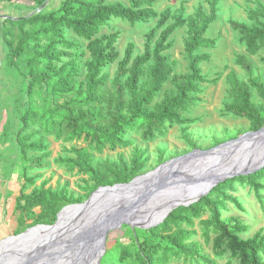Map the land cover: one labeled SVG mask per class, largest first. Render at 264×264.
I'll return each instance as SVG.
<instances>
[{"label":"rangeland","instance_id":"rangeland-1","mask_svg":"<svg viewBox=\"0 0 264 264\" xmlns=\"http://www.w3.org/2000/svg\"><path fill=\"white\" fill-rule=\"evenodd\" d=\"M64 0H44L46 7L41 13L57 10ZM121 1L129 5V0ZM184 0H155V9L162 13L167 8L172 15L180 13ZM40 0H0V240L17 235L38 224H54L58 214L55 213L51 194H63L75 203H83L96 190L92 174L78 166L65 163L68 158H77L74 150L89 148L85 138L69 139L66 132L59 135L52 122H62L56 113L64 112L62 105L73 98V95L49 93L45 83L35 87L32 99L28 87L31 77L26 67L25 56H16L6 44V38H14L15 44L20 36L21 27L10 20L27 18L42 5ZM258 3L264 6V0H221L218 18L214 21L206 36L216 40L213 48H203L199 54H209L211 59L201 63L205 82L200 90L194 93L193 101L185 110H181L184 118L197 119L195 123L171 125L167 123L154 135L145 128L130 130L125 140L130 145H118L115 148L106 145L101 150L90 149L93 166L97 174L113 178L118 167L130 166L135 156H140L141 171L145 174L170 159L186 154L193 149H210L226 141L253 131L251 122L243 117L227 111V105L233 101L227 75L234 71L239 78L249 83V74L237 61L238 55H245L254 64L255 75L264 82V48L253 51L249 48L242 34L232 27L231 21L255 24L249 14L258 9ZM201 7L210 14L207 0H185V16H191ZM157 19L148 22H137L134 25L120 18H111L101 28V35L118 32L117 48L123 57L129 42L136 44V54H142L147 45V34L157 25ZM173 19L169 23H172ZM25 30L33 29L27 23ZM8 35L6 36L5 32ZM67 38L77 42L85 50L87 41L78 37L72 30L66 31ZM188 28L178 29L171 37L172 47L163 54L172 67V75L189 74V60L185 51V40ZM45 42L44 40L42 41ZM89 54L87 53V57ZM70 57H64L63 61ZM61 65V63H57ZM118 62L105 68L107 74L106 89L113 92L112 81ZM149 67H146L148 70ZM176 86L170 79L155 96L151 110L157 109L166 94L173 95ZM252 100L264 114V95L252 88ZM38 113L53 111L57 119L51 120L49 115L44 122L24 123L25 116L33 107ZM57 120V121H55ZM45 123V125H44ZM56 125V124H55ZM27 136L29 142L38 138L43 140L42 149L23 151L19 138ZM120 174L125 175V172ZM258 181V192L251 181ZM44 191L41 205L26 213V202L36 191ZM226 208L222 210L221 220L231 228H238L237 234L242 239L253 237L257 233L264 234V176L254 179L236 177L234 188L227 189ZM200 202V201H198ZM196 202V203H198ZM211 218L210 206L206 202L194 207L193 211H184L168 222L167 228L158 230L132 228L123 225L112 230L106 239V251L100 264H141L134 246L141 244L147 250L155 236L159 245L153 264H205L201 259L187 256L172 247L171 237L184 232L180 238L182 246L198 248L213 264H241L240 258L233 255L221 232L206 222ZM131 248V250H129Z\"/></svg>","mask_w":264,"mask_h":264},{"label":"trees","instance_id":"trees-1","mask_svg":"<svg viewBox=\"0 0 264 264\" xmlns=\"http://www.w3.org/2000/svg\"><path fill=\"white\" fill-rule=\"evenodd\" d=\"M126 5L121 1L108 0H64L60 7L50 13H34L27 18L10 20L21 27L20 36L15 44L14 38H6L5 42L11 52L16 56H25L28 74L31 82L28 87L30 99L35 87L45 83L47 90L52 94L73 95V98L62 105L64 112L56 113L62 122H52L51 129L61 135L64 131L67 137L85 138L89 141V148L74 152L77 158H68L65 163L78 166L85 172L92 174L95 179V190L101 186L127 183L139 176L141 171V158L135 156L130 166L118 167L113 175L106 178L101 173L97 174V167L93 166L90 149L101 150L106 145L115 148L118 145H130L125 140L127 133L136 128H145L150 135H154L167 123L171 125L192 124L197 121L193 118H184L181 110L194 100L193 94L200 90V84L205 82L202 74L201 63L209 61V54H199L203 48H213L216 40L206 36L210 25L217 20L219 3L221 0H207L210 5V14L201 7L191 16H185V0L182 1L180 13L172 15V10L167 8L159 13L154 6L155 0H129ZM40 0L39 5H43ZM120 18L134 25L137 22H148L157 19V25L147 34V45L142 54H136V44L129 42L123 57L117 48L118 32L100 34L101 28L106 26L111 18ZM173 19L172 23H169ZM249 19L255 24L231 21L232 27L237 29L247 41L249 48L258 51L264 48V6L258 3V9L249 14ZM33 24V29L25 30V24ZM188 28V37L185 40V51L189 60V74L172 75V67L163 54L169 50L173 43L172 35L180 28ZM72 30L78 37L87 41L86 49L67 38L66 31ZM8 35L7 31L5 32ZM45 41L44 43L42 41ZM89 54V58L87 57ZM70 57L63 61L64 57ZM237 61L249 74V83L243 82L236 72L227 75L233 101L227 105V111L248 119L252 130L264 126V114L253 103L252 88L264 95V82L255 75L254 64L245 55H238ZM118 62L115 77L112 81L113 92H108L107 74L105 68ZM61 63V65H57ZM149 67L146 70V67ZM172 79L176 86L173 95L166 94L163 101L155 110L150 109L155 96L163 86ZM33 106L25 116L24 123H34L36 119L41 122L57 119L55 112L46 114L38 113ZM57 121V120H55ZM56 124V125H55ZM45 125V123H44ZM27 136L19 138L22 150L42 149L43 140L38 138L29 142ZM196 148V147H194ZM125 172V175L120 174ZM264 176V168L254 174L238 176L254 179ZM237 177V178H238ZM235 179L231 178L218 184L200 202L188 207H179L156 229L167 228L170 220L175 219L184 211H193L194 207L202 202L210 206L211 218L207 226H213L221 232V238L226 239L233 255L240 258L241 264H264V234L257 233L253 237L242 239L237 234L238 228L230 229L221 220L222 210L226 208L225 200L228 197L226 190L233 189ZM257 192L260 184L251 181ZM45 192L36 191L26 202L25 212L30 213L32 208L41 205V198ZM55 213L75 201L63 194H51ZM156 236V235H155ZM153 237L147 250L141 244L134 246L141 264H153L159 241ZM184 232L171 237L172 247L177 251L201 259L205 264L213 262L200 250L191 246H182L180 238ZM131 250V248H129Z\"/></svg>","mask_w":264,"mask_h":264},{"label":"water","instance_id":"water-1","mask_svg":"<svg viewBox=\"0 0 264 264\" xmlns=\"http://www.w3.org/2000/svg\"><path fill=\"white\" fill-rule=\"evenodd\" d=\"M263 168L264 126L210 149L195 148L130 182L99 187L83 203L63 207L54 224H38L0 240V264H100L110 231L123 225L157 227L174 210L198 202L221 182ZM144 177L142 188L131 187ZM76 208L56 227L63 212Z\"/></svg>","mask_w":264,"mask_h":264},{"label":"bare ground","instance_id":"bare-ground-1","mask_svg":"<svg viewBox=\"0 0 264 264\" xmlns=\"http://www.w3.org/2000/svg\"><path fill=\"white\" fill-rule=\"evenodd\" d=\"M147 180V177H144V178H140L138 180H136L133 184H132V188L133 187H136V189H140L143 187V184L146 182ZM135 189V188H134ZM79 208H76L75 209H71V210H68V211H65L63 212L60 217H59V220H58V224L56 225V227H61L69 218V216L71 215V213H74L75 211H77ZM64 228H62L61 230H63ZM61 232V231H59Z\"/></svg>","mask_w":264,"mask_h":264}]
</instances>
